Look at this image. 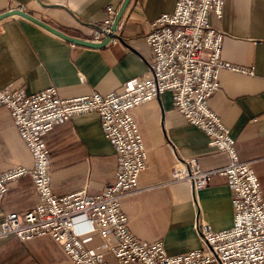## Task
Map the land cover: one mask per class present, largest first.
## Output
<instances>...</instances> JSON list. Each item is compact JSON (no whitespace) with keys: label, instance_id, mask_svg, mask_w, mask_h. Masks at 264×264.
<instances>
[{"label":"crops","instance_id":"crops-1","mask_svg":"<svg viewBox=\"0 0 264 264\" xmlns=\"http://www.w3.org/2000/svg\"><path fill=\"white\" fill-rule=\"evenodd\" d=\"M178 0H130L118 24V44L92 48L68 42L20 16L0 20V87L23 88L33 95L54 87L65 98L97 92L108 94L148 73L151 57L146 36L151 24L175 11ZM126 0H0V16L14 10L92 44L98 24ZM211 23L224 33L222 59L251 68L254 75L223 70L220 88L208 106L230 129L239 159L252 162L264 197V0H222V16ZM99 45V44H97ZM80 75L84 77L81 81ZM134 119L148 151L149 167L138 180L139 189L124 197L121 210L140 240L162 241L166 252L180 255L200 248L199 222L214 231L234 225L232 194L225 177L195 192L190 183H170L174 166L196 157L205 170L225 167L227 154L213 149L205 134L188 123L174 105L171 92L142 104ZM50 156L51 186L57 195L87 189L101 194L115 181L119 158L105 138L98 114L73 117L42 135ZM33 168V156L9 109H0V172ZM40 203L31 177L14 181L0 201V224L6 214L26 212ZM101 250L98 234L82 239ZM109 264L114 263L111 255ZM0 264H74L62 245L50 237L22 242L15 236L0 239Z\"/></svg>","mask_w":264,"mask_h":264},{"label":"built area","instance_id":"built-area-1","mask_svg":"<svg viewBox=\"0 0 264 264\" xmlns=\"http://www.w3.org/2000/svg\"><path fill=\"white\" fill-rule=\"evenodd\" d=\"M98 24L92 42L118 44L116 14ZM222 16V0H178L172 14L151 24L146 36L151 57L148 73L130 80L108 94L93 92L65 98L54 87L28 95L23 88L0 87V109L13 114L34 160L33 168L14 167L0 172V201L10 185L31 177L40 203L26 212L6 214L0 224V239L15 236L22 242L50 237L63 246L74 264H264V197L252 162L239 159L230 129L210 110L208 101L220 88V73L254 75V70L222 59L224 33L211 23V15ZM81 81L84 77L80 75ZM171 92L174 105L185 120L201 130L211 148L227 154L229 164L205 170L196 157L178 162L170 183H190L195 192L207 189L217 176L225 177L232 194L234 225L214 231L206 222L195 228L200 248L169 255L164 243L140 240L130 230L121 210L122 199L139 189V176L149 167L133 111L142 104ZM96 113L102 131L115 148L119 170L115 181L99 195L87 189L57 195L51 186L50 156L42 135L73 117ZM98 234L101 250L88 249L82 239Z\"/></svg>","mask_w":264,"mask_h":264},{"label":"water","instance_id":"water-1","mask_svg":"<svg viewBox=\"0 0 264 264\" xmlns=\"http://www.w3.org/2000/svg\"><path fill=\"white\" fill-rule=\"evenodd\" d=\"M129 1L130 0H126L121 13L119 14L118 18L115 21V24L113 26V30L117 29V26L119 24V21L121 19L123 11L125 10V8L128 5ZM10 16H20V17H22V18H24L26 20H29V21H31V22H33V23L45 28L46 30H48L49 32L55 34L56 36L66 40L68 42L77 44V45H82V46H87V47H92V48H98V47L105 46L107 44V42H108V40H106L104 43L97 45V44H92V43H89V42H86V41L70 38V37L64 35L63 33H61L60 31H58L57 29H55V28L51 27L50 25L46 24L45 22H42L39 19L34 18V17L30 16L29 14H27V13H25L23 11H20V10H14V11H10L8 13L3 14V15L0 16V20H2L4 18H7V17H10Z\"/></svg>","mask_w":264,"mask_h":264}]
</instances>
